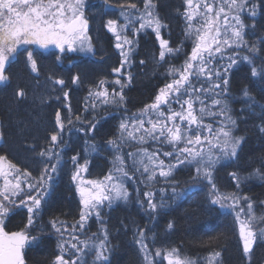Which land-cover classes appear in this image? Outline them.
<instances>
[{
  "label": "trees",
  "instance_id": "obj_1",
  "mask_svg": "<svg viewBox=\"0 0 264 264\" xmlns=\"http://www.w3.org/2000/svg\"><path fill=\"white\" fill-rule=\"evenodd\" d=\"M130 3H136L138 8L144 4L143 0H107V3L85 0V15L89 19L87 34L93 49L89 55L27 46L37 62L33 70L25 46L4 66L8 79L0 83V155L6 156V161L16 164L21 171L27 169L32 177H38L44 166L39 152L51 146V135H57L59 143L53 147V152L60 153L62 160L48 181L50 187L42 200L41 219L29 230L31 236L40 239L25 247V264H52L59 254L57 235L50 220L72 223L79 219L81 205L71 179L76 166L71 157L77 156L78 163L86 167L87 178L105 176L114 152L107 142L117 136L120 122L151 104L158 90L170 79L168 67L181 66L192 49L185 35V0H153L154 10L163 25L160 36L168 40L173 49L179 48V53L166 55V62L160 61V44L155 32L142 29L136 31L127 75L115 72L114 69H121V54L115 47L113 34L107 29V21H119L120 6ZM251 3L258 5L256 15L253 17L250 11L241 14L247 46L233 48L238 54L237 63L226 73L227 97L236 120L234 134L244 140L237 157L218 165L213 178L221 192L248 196L256 214L261 215L264 214V204H261L264 179L257 176L245 179L254 169L261 168L264 161V131L261 130L264 128V0H251ZM252 45L256 46V51H250ZM234 55L232 53V57ZM245 56L252 58L254 64L244 60ZM253 66L258 71L256 76L252 75ZM77 76L78 81L73 83V77ZM59 79L65 81L64 85L55 83ZM118 79L119 86L115 83ZM101 80L105 81L102 86ZM122 85L124 102L121 105H101L99 100L89 98L90 90L95 92L105 87L112 95L113 90L120 92ZM245 90L252 100L244 96ZM21 91L23 96L19 95ZM64 92H68L66 100ZM57 111L64 124L62 130L55 121ZM97 121L94 131L89 132V122ZM89 144H95L97 150L92 151ZM55 162L53 159L52 163ZM232 173L240 177L239 188ZM194 176V169L188 166L174 172L175 179L171 183L179 182L176 192L180 193L174 198L172 186L165 180L145 187L143 178L136 175L138 190L130 193L127 202H113L111 207L102 208L99 219L89 218L90 230L96 232L99 224L108 230L107 264H144L136 242L138 229L145 231L144 242L150 252L177 248L180 255L194 259L219 252L220 264H264V238H257L246 257L236 216L212 204L209 186L197 183ZM127 185L131 188L130 183ZM144 190L156 193L153 199L158 208L154 213H149ZM161 198L163 207H159ZM138 201H144V206ZM27 216L23 206L13 208L4 218L5 231L25 229ZM259 226L264 228V223Z\"/></svg>",
  "mask_w": 264,
  "mask_h": 264
},
{
  "label": "snow or ice",
  "instance_id": "obj_2",
  "mask_svg": "<svg viewBox=\"0 0 264 264\" xmlns=\"http://www.w3.org/2000/svg\"><path fill=\"white\" fill-rule=\"evenodd\" d=\"M143 3L142 10L136 3L120 6L125 23L120 26L119 31L116 20L107 21V28L116 36L115 47L121 50L120 54L123 57L121 66L127 62L131 50L126 51L125 45L133 43L126 35L122 36V33L129 25L134 27L137 21H139L137 32L151 28L156 33L160 42V61L166 62V54H178L180 51L179 48L170 47L169 41L161 38L160 31L163 25L154 12L153 0H143ZM185 3L189 9L186 13L189 23L185 35L193 40L191 52L187 54L180 67L174 65L168 67L167 72L173 79L159 90L152 104L146 105L139 113H134L120 122L118 136L107 142L115 153L112 170L101 181L85 182L80 178V174L87 170L86 167L78 163L77 156L71 157L73 165L76 166L71 179L74 182L79 180L77 184L81 205L79 220L71 225V231L65 221L59 219L49 221L60 236V242L57 244L59 254L55 256L52 264H88L89 256L93 257L91 264H107L109 251L107 228L80 239L79 233L85 228L88 219L93 215L99 219L105 205L111 207L113 202H127L131 197L126 185L135 179L137 174L145 178L143 182L146 187H150L158 178H163L172 186L173 197L179 196L180 193L176 192L179 182L175 185L171 182L175 179L174 172L181 166L194 168L196 178L202 177L207 180L211 188L212 204H219L222 208L231 207L235 211L241 200L245 202L246 207H239V211L236 212V221L239 224V235L243 240V252L246 255L251 253L258 237L264 238V228L257 229V225L264 223V214H256L253 202L248 196L221 192L213 178V172L218 165L237 157L244 140L243 137L234 135L236 120L231 114L226 92L229 84L226 73L237 60L229 56L227 66L217 67V54L219 59L223 60L225 48L247 46L244 32L246 26L241 19V13L248 7L254 17L258 5L251 3V0H196L195 3L194 0H185ZM193 20H196L195 25L191 23ZM88 26L85 0H0V82L8 79L4 75L5 63L18 52L21 45H39L42 48L55 45L62 53L76 50L91 52L93 49L87 36ZM24 51L32 69L36 70L37 62L33 58V51L27 47ZM250 51H256V46L252 45ZM243 59L254 64V60L248 56ZM114 71L120 72V69L116 68ZM257 74V68L253 66L252 75ZM78 79V76L73 77V83ZM55 83L64 85L65 81L59 79ZM104 83L105 81H100L101 86ZM115 83L121 84V81L118 79ZM243 94L249 100L253 99L249 97L247 90ZM19 95L23 96L24 93L21 91ZM63 95L66 100L68 92H64ZM89 98L99 100L101 105H121L124 102L123 85L120 92L113 90L111 96L107 89L95 92L90 90ZM173 103L179 106L178 111L171 107ZM92 107L95 109L96 104L93 103ZM206 118H211L213 122L205 123ZM76 119L79 121L80 117L77 116ZM55 121L62 130L64 124L59 111L55 114ZM68 122L72 123L71 116L68 117ZM97 123L98 121L89 122L88 131H94ZM261 130L264 131V128ZM50 140L51 146L39 152L44 166L38 177H32L27 169L21 171L10 161L5 170L4 162L7 157L0 155V176L4 179L3 187L0 188V264H25L23 254L25 247L37 243L40 239L38 236H31L29 230L41 219L42 200L50 187L48 181L62 164L60 153L53 152V147L59 143L58 136L51 135ZM149 142L161 147L167 145L173 150L161 153L158 147L150 152L144 147ZM125 145H136V151L124 153ZM88 147L94 152L97 150L95 144H89ZM161 155L168 157L170 162L166 164L160 159ZM53 159L55 163H52ZM127 161L131 163L128 164ZM231 175L237 182L236 187L239 188L240 177L236 173ZM9 176L12 179H9ZM21 176L25 177L23 183L27 188V194L22 188ZM252 176L264 179V161L261 168L254 169L245 179ZM160 191L163 192L165 189ZM155 195L156 193L152 191L143 193L150 214L156 212L158 208L153 199ZM12 197H20L18 205ZM138 203L141 207L144 206V201ZM9 205L23 206L27 209L25 229L5 231L4 218L11 211ZM163 206L161 198L159 207ZM168 227L171 228L172 224L169 223ZM65 234L69 239L65 240ZM138 237L136 242L140 245L139 251L143 253V260L146 264H155L154 257H160L161 250L157 249L154 257L150 258L149 246L144 242L143 229H138ZM165 251L164 259L167 260V264H196L191 258L182 257L177 248ZM219 256V252L211 253L207 257V264H217L216 258Z\"/></svg>",
  "mask_w": 264,
  "mask_h": 264
},
{
  "label": "rangeland",
  "instance_id": "obj_3",
  "mask_svg": "<svg viewBox=\"0 0 264 264\" xmlns=\"http://www.w3.org/2000/svg\"><path fill=\"white\" fill-rule=\"evenodd\" d=\"M196 2V0H194V3ZM185 6H186V8H185V13H184V15H185V22H186V26H185V33H186V30H187V25H188V23H189V21H187V19H186V13L189 11V9H188V6L186 5V3H185ZM143 7H144V4H143V6L142 7H140L139 9H143ZM249 10L248 9H244V11L242 12V13H244V12H248ZM154 12H155V10H154ZM241 13V14H242ZM155 14H156V12H155ZM125 23V21H124V18H123V16L121 15V11H120V18H119V21H117V28H118V31L120 30V26L121 25H123ZM191 23H193L194 25L196 24V20H193ZM233 23H234V21H233ZM139 28V21H137L136 23H135V26L133 27L132 25H129L128 26V28L125 30V32H123L122 33V36L123 35H126L127 37H128V39H130V40H132V41H134V38L136 37V29H138ZM162 28V27H161ZM108 29V28H107ZM145 29H150V30H152L151 28H145ZM109 30V29H108ZM153 31V30H152ZM111 32V31H110ZM112 33V32H111ZM113 34V36H114V38H115V42L117 43V41H116V36H115V34L114 33H112ZM156 34V33H155ZM87 36H88V34H87ZM133 36V37H132ZM187 38V37H186ZM187 39H189V38H187ZM190 41H191V44H192V47H193V40L192 39H189ZM159 44H160V42H159ZM31 46H33V47H37V48H42V47H40L39 45H31ZM23 47H25V45H21L20 47H19V49H21V48H23ZM27 47V46H26ZM132 48H133V43H132V45H125V50L127 51V50H129V49H131L130 51H129V55H128V60H127V62L126 63H124L123 64V66H121L120 68V72H118L120 75H127V69H128V66L130 65V60H129V58H130V55H131V52H132ZM18 49V50H19ZM42 49H56V50H58V51H60L55 45H49L47 48H42ZM117 49V48H116ZM117 51L120 53L121 52V50L120 49H117ZM92 52V51H91ZM91 52H88V51H79V50H76V51H71V52H69V51H65V52H63V53H81V54H84V55H89ZM190 52H191V50H190ZM232 53H234L235 55L233 56L234 58H236L237 57V55H236V53L233 51V48L232 49H229V48H225V50H224V59L223 60H220L219 59V54H217V64H216V66L217 67H221V66H225L226 65V63L228 62V57L229 56H232ZM190 54V53H189ZM167 55V54H166ZM15 56V54H13V56L12 57H10L9 58V61L13 58ZM122 59H123V57L121 56V61H122ZM9 61H7L6 63H5V65L9 62ZM184 63V62H183ZM183 63H182V65H183ZM178 67H180V66H178ZM170 76V79L168 80V82H166V84L167 83H171V81H172V79H173V76L172 75H169ZM178 78V77H177ZM2 82H4V81H2ZM2 82H0V83H2ZM195 82V81H194ZM166 84H164L161 88H163ZM117 86H119V84H117ZM197 86H199V85H197ZM160 88V89H161ZM104 89H106L105 87H102L100 90H104ZM159 89V90H160ZM159 90H158V92H159ZM158 92H157V94H158ZM110 94V93H109ZM156 94V95H157ZM111 96V95H110ZM154 100H155V97H154V99H153V101L151 102V104L154 102ZM209 103H210V101H209ZM150 105V104H149ZM171 107L174 109V110H179V106L178 105H176L175 103H173L172 105H171ZM196 107L198 108L199 107V105H196ZM142 109H144V108H142ZM141 109V110H142ZM140 112V110H138V111H136V112H134V113H139ZM133 113V114H134ZM132 114V115H133ZM131 115V116H132ZM128 118V117H127ZM127 118H125L124 120H126ZM213 121H212V119L211 118H206V120H205V123H212ZM218 123H219V120H218V118L216 119V124L218 125ZM146 126H148V125H146ZM215 126V125H214ZM118 134H119V130H118ZM118 134H117V136H118ZM235 135V134H234ZM182 146V145H181ZM136 145H131V146H129V145H125L124 147H123V152L124 153H127V152H129V151H136ZM144 147H146V148H148V150L151 152V151H154V150H156L158 147L160 148V151H161V153H163L164 151H172L173 149L171 148V147H169V146H167V145H165V146H159V145H157V144H154V143H151V142H149L148 144H146V145H144ZM114 152H113V156H112V158H111V160H110V168H109V170H108V172H107V174L112 170V168H113V164H112V161H113V158H114ZM160 159H163L164 161H165V163L167 164V163H169L170 162V159L168 158V157H164L163 155H161L160 156ZM227 160H225V161H223L222 163H224V162H226ZM127 163L128 164H130L131 163V161H127ZM7 164H8V162L7 161H5L4 162V166H5V170H7ZM194 169V168H193ZM194 172H195V170H194ZM106 174V175H107ZM105 175V176H106ZM138 176H139V174H137ZM105 176H103V177H101V178H98V179H90V178H87L86 176H85V172H81V174H80V178L81 179H83L85 182L86 181H88V180H97V181H101V180H103L104 179V177ZM140 177V176H139ZM195 180L197 181V183H202V182H204V183H206L208 186H209V190H210V192H211V188H210V185L208 184V182H207V180H205V179H203L202 177L201 178H196V173H195ZM141 178H143V181H144V177H141ZM9 179H12V177L11 176H9ZM25 180V177H23V176H21V181H22V188H24L25 189V194H27V188H26V186H25V184L23 183V181ZM158 181H164V179L163 178H158ZM79 183V180L78 181H75L74 182V184H75V188H76V192H77V195H78V198H79V201H80V196H79V193H78V191H77V184ZM131 185V188H133L132 190H131V188H129V187H127L128 188V191H129V193H131L132 191H136L137 192V186L139 185L137 182H136V179H133L131 182H129ZM154 183V182H153ZM3 184H4V179H3V177L2 176H0V188H2L3 187ZM143 184L145 185V183L143 182ZM152 184V183H151ZM85 186L87 187L88 185L87 184H85ZM126 186H128V185H126ZM146 187V186H145ZM145 191H147V190H144L143 191V193L145 192ZM151 191V190H150ZM153 192V191H152ZM211 197V196H210ZM145 198V197H144ZM12 199L13 200H15L16 202H17V205H18V201H19V199H20V197H12ZM212 199V198H211ZM145 202H146V200H145ZM144 202V203H145ZM229 204H231V201H229L228 202ZM219 207H220V205L219 204H217ZM106 206V205H105ZM104 206V207H105ZM9 207L11 208V210L13 209V208H15V207H12L11 205H9ZM17 207H19V206H17ZM239 207H246V204H245V202L243 201V200H241V202H240V205L237 207V209L234 211L231 207H220L222 210H230V211H232V213H234V215L236 216V212L237 211H239ZM94 216V215H93ZM79 220V219H78ZM77 220V221H78ZM88 221H89V219H88ZM88 221L86 222V225H85V228L83 229V231L81 232V233H79V235H80V239H85L86 238V236H92V234L93 233H100V231H101V229L103 228L100 224H99V226H97V228H96V232H94V231H92V230H90L89 229V227H88ZM74 223H76V222H72V223H67L68 224V226H69V230L71 231V225L72 224H74ZM239 225V224H238ZM260 226L259 225H257V228H259ZM55 231V230H54ZM56 235H57V239H58V243L60 242V236H59V234L58 233H56ZM65 240H67V239H69V237H68V235L67 234H65ZM242 243H243V240H242ZM139 247H140V245H139ZM156 251V250H155ZM155 251L154 252H150V258H152V257H154V253H155ZM161 256L160 257H154V259H155V264H167V260H165L164 259V256L166 255V251L164 250V251H161ZM143 254V253H142ZM211 254H208V255H205L203 258H201V259H194V258H191L192 260H194L195 262H196V264H199V262H201V263H203V264H207V257H209ZM246 255V254H245ZM182 257H183V255H181ZM248 256V254L246 255V257ZM66 259L68 258L67 256L65 257ZM92 259H93V257L92 256H89L88 257V264H91V261H92ZM216 262H217V264H220V262H219V257H217L216 258ZM144 264H146V262L144 261Z\"/></svg>",
  "mask_w": 264,
  "mask_h": 264
},
{
  "label": "flooded vegetation",
  "instance_id": "obj_4",
  "mask_svg": "<svg viewBox=\"0 0 264 264\" xmlns=\"http://www.w3.org/2000/svg\"><path fill=\"white\" fill-rule=\"evenodd\" d=\"M25 250V249H24Z\"/></svg>",
  "mask_w": 264,
  "mask_h": 264
}]
</instances>
